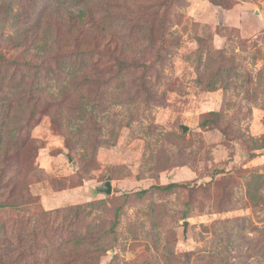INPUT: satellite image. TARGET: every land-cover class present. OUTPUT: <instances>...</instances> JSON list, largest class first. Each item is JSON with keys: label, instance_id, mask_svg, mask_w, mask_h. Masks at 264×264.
<instances>
[{"label": "rangeland", "instance_id": "374dc122", "mask_svg": "<svg viewBox=\"0 0 264 264\" xmlns=\"http://www.w3.org/2000/svg\"><path fill=\"white\" fill-rule=\"evenodd\" d=\"M90 1L94 19L71 33L56 0H0V99L12 109L33 84L35 37L47 35L61 58L62 45L90 44L98 69L91 87L42 79L46 100L18 151L0 155L1 192L6 180L28 187L16 208H0L10 264H66L89 229L113 228L118 210L100 264H164L167 251L178 264H264V203L247 197L251 176L264 182V149L253 141L264 138V0H101L111 15ZM109 19L108 39L125 32L132 47L122 67L100 33ZM81 94L94 114L72 138L66 117ZM30 139L39 143L31 152L21 148ZM108 180L109 196L99 191ZM168 184L186 186L158 190ZM90 204L70 225L67 210Z\"/></svg>", "mask_w": 264, "mask_h": 264}, {"label": "trees", "instance_id": "16d2710c", "mask_svg": "<svg viewBox=\"0 0 264 264\" xmlns=\"http://www.w3.org/2000/svg\"><path fill=\"white\" fill-rule=\"evenodd\" d=\"M56 1L57 3L51 5V9L55 14H65L66 18L68 19L70 29L72 30L70 31L71 33H75V31L79 30L82 25L85 28V26L89 25V23L94 19L95 13L93 8L95 4H93L90 0ZM98 2L100 3V5H102L104 12L107 13V15H111L108 14L109 9L107 4L101 2V0H98ZM75 3L77 4V6H75ZM145 23L149 25V23ZM100 33L103 36L102 39H105V46L107 48V51L113 54L118 53V56L121 57L119 67H122L124 63H127L126 61L130 57L132 51L131 44L129 40L126 39L127 36L125 35V32H122L121 37L114 42L112 41V39H108V37H110L112 33V20L109 19V22L102 25ZM38 37L40 36L38 35ZM41 39L42 42L35 44V48H37L36 55L40 59L38 63L34 65L36 69L35 77L33 79L32 87L29 88L28 94H26L24 102L20 101V104L12 109V100L6 98L7 101L2 107L3 112L2 115L0 114V155H2L3 157H8V154H14L18 151L17 146L18 144H20V141H16V138L18 137V135H20V133H22L24 128H29L30 121L35 117L34 112H37L38 106H41L43 102H45L46 89L43 86V82L41 81L42 79H54L58 81L59 79L61 80L62 78H65L69 83H78L80 81L83 86L90 84L91 87L92 79L93 77H95L98 70L92 60L93 54L95 52V47H91L90 44L70 48H68L70 45H62V50H66V54L63 58H61L60 55H57V53L53 51V44H48L49 42L47 35H44V39L35 37L32 43H36ZM38 44L41 45L38 46ZM51 56L54 57L51 58ZM121 70H123V68H121L120 71ZM223 74L221 75V77L223 76ZM46 75L47 77L43 78ZM226 75L230 74L228 73ZM226 75L223 76V79ZM227 79H229V77ZM48 97L51 102H58L59 105L62 106V104H60L61 101H58L59 98H57L55 93L51 92L50 94H48ZM6 99H0V102ZM31 102H34L35 107H29V104ZM72 103L74 102L71 101L70 107H72L71 112L73 114H70L68 118L66 117V120L68 125H72V123L76 124L74 131H69L72 135V138H75V136L82 133L80 125L81 121H84L89 115L94 114V111H87L86 97L83 94L80 95L78 104ZM64 109L66 110V112L69 111L66 107ZM11 112L14 113L13 116ZM57 116L59 117L58 113ZM263 139L253 140L256 144L260 143L258 146H256V150L264 149ZM24 142L25 144L28 143L25 148L23 146ZM38 144L39 143L37 142V140L30 139L29 142L22 141L21 148L31 152ZM261 179V175H254L251 176V178L247 182V197L249 202L255 207L260 202L264 203V195L260 194V189L264 188V182H262ZM1 181L2 178H0V183ZM185 186V184H168L166 186L158 187V190L165 194H170L176 191L178 188H182ZM5 187L6 191H4V193L1 192L0 189V208H16L17 204L14 201L19 199V197L16 199V192L18 191L19 196L22 198L23 194L21 193L28 190L27 185L18 188L17 185L13 184V182H11L10 180H6ZM5 195L7 196L4 202H2L1 197H4ZM95 205L96 204H90L86 207L76 206L73 208H69L67 210V213L72 214V219L70 221L71 224H69L74 225L76 223V220L77 223H80L82 221V217L85 218L86 216L90 215V211H87L86 208L90 207L94 209ZM118 216L119 210L116 214L113 228L118 225ZM184 219H186V217ZM98 228L99 226L97 225L94 228L89 229L88 234L84 236L85 244L82 248V254L80 255V257L69 260L66 264H100L101 258L107 253L109 249H111V233H113L114 229L112 228L110 231L101 232V230ZM74 238L75 236L73 237V240ZM71 241L64 245H72L73 242ZM12 250H14V244L10 240L0 239V264H10L11 261L14 260V254H11ZM62 250H66V247H63ZM22 257L23 256L20 253L19 258ZM162 257L165 261L164 264H178L177 256H175L170 251L165 252ZM223 263L228 264V262L225 261H223Z\"/></svg>", "mask_w": 264, "mask_h": 264}, {"label": "water", "instance_id": "95a60500", "mask_svg": "<svg viewBox=\"0 0 264 264\" xmlns=\"http://www.w3.org/2000/svg\"><path fill=\"white\" fill-rule=\"evenodd\" d=\"M182 130L184 133H186L189 128L187 126H182ZM99 191L101 193H104L106 195H111L112 194V186H111V182L108 180L100 189Z\"/></svg>", "mask_w": 264, "mask_h": 264}]
</instances>
